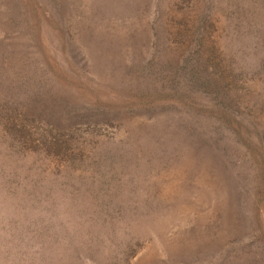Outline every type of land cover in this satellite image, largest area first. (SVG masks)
Wrapping results in <instances>:
<instances>
[{"label":"rangeland","instance_id":"1","mask_svg":"<svg viewBox=\"0 0 264 264\" xmlns=\"http://www.w3.org/2000/svg\"><path fill=\"white\" fill-rule=\"evenodd\" d=\"M263 10L0 0V264H264Z\"/></svg>","mask_w":264,"mask_h":264},{"label":"trees","instance_id":"2","mask_svg":"<svg viewBox=\"0 0 264 264\" xmlns=\"http://www.w3.org/2000/svg\"><path fill=\"white\" fill-rule=\"evenodd\" d=\"M263 11H264V10H263ZM263 11H261V13H262ZM260 20H261V22L264 23V18H261ZM262 29H264V24L262 25Z\"/></svg>","mask_w":264,"mask_h":264}]
</instances>
